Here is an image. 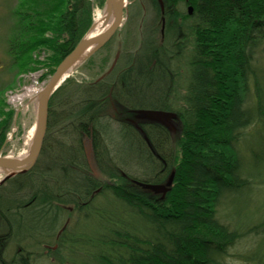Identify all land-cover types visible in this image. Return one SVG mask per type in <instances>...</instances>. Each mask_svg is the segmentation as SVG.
I'll return each mask as SVG.
<instances>
[{"label": "trees", "instance_id": "16d2710c", "mask_svg": "<svg viewBox=\"0 0 264 264\" xmlns=\"http://www.w3.org/2000/svg\"><path fill=\"white\" fill-rule=\"evenodd\" d=\"M145 2L155 19L141 28L126 66L111 70V83L67 89V78L52 94L36 163L0 188V228L20 242L45 243L55 264H264V199H254L264 183V0ZM14 14L11 66L17 74L43 68V82L92 23L89 0H18ZM166 77L182 92L174 105H155L177 115L175 148L162 125L138 121L145 140L129 109L134 92ZM110 110L128 142L118 160L100 164L110 179L103 181L87 168L82 138L96 157L107 154L100 121L114 118ZM13 118L0 93V149ZM141 153L158 170L150 163V177L121 174L118 163ZM171 176L165 193L142 186ZM6 237L0 232V251ZM21 253L6 261L0 252V264H30L38 255Z\"/></svg>", "mask_w": 264, "mask_h": 264}, {"label": "rangeland", "instance_id": "374dc122", "mask_svg": "<svg viewBox=\"0 0 264 264\" xmlns=\"http://www.w3.org/2000/svg\"><path fill=\"white\" fill-rule=\"evenodd\" d=\"M89 1L91 2V20L93 23L96 15L103 13L105 0L103 1L102 6L95 0ZM128 1L126 13H124L122 23L117 31L100 49L88 57V59H86L78 67L70 71L66 79L68 78V80H71L72 82L67 85V89L73 87V85L76 84L83 86L91 82H98L102 80L105 83H107V81L111 83L114 78V74L109 73L112 69L109 72L106 71L111 66L116 50L120 52V56L114 67L118 65V68L126 66L127 60L130 58L128 54H133L138 51L137 49L139 48L140 44L141 31H143V27H147L149 23L155 19V11L148 3L145 2V0ZM17 2L18 0H0V93H2V97L6 102L7 108L14 109L13 122L10 130L7 133L5 143L0 149V155L9 157H20L27 152L31 140L30 131L34 128L35 122L36 94L48 80L47 79L44 82L40 80V76L44 73L43 68L36 71L21 72L17 74L15 67L11 66V58L8 53V41L13 37L16 30V25L18 23L17 17L14 14V10L17 7ZM88 30L86 32H88ZM163 35L164 33L162 31V36ZM37 56L38 60L42 61L45 53H41V55ZM173 64L174 62L169 65L172 67ZM103 73L105 76H107L106 80ZM162 79L163 80H159L160 82H157L155 87L145 85L134 92L136 97L129 108L134 109V114L136 116V120L134 122L138 123L137 121H142V117L137 116L138 113H136V111L138 110H161L157 107V105H155V103H158L160 99L164 100L167 104L174 105L173 97L175 95H179L182 90L176 88L177 92H175L174 88L171 89L172 86H170V82L174 80V77H171V80L167 77ZM179 80L178 83L180 82ZM64 81L65 80H63L61 84ZM109 114L113 115L114 118L109 116H106L105 118L101 117L102 120L100 121L101 126L104 129V139L101 141V145L104 144L107 147V151L109 153L107 152V154L103 155L101 153V156L96 157L92 148L91 139L87 137L82 138L84 154L86 156L85 158L87 159L86 162L88 165L87 168L94 176L96 175L100 178H103V181L106 179V181H110V179L106 178L105 174H102L103 172L101 170L102 168L100 167V164H102L103 160L110 158L118 160L119 158H115L117 157L115 154L119 153L120 148L127 145L126 142H128V139L125 138V131H118L117 129V126L122 123L121 119L115 118L119 116V112L110 110ZM134 118L131 117V119ZM16 122H18V126L16 125ZM171 122L175 129L172 132L169 131L170 137L166 144L168 147L175 148L177 141L176 136L179 132L180 126L177 119H172ZM125 124H127L126 121ZM138 131L142 132L140 127L138 128ZM142 154L143 153L138 154L139 156L137 159H132L129 164L126 163L124 166L121 165V162L120 164L118 163V165H120L119 170L121 174L129 175V177L131 175L137 179L150 177L145 176V173L148 174L149 170H151L150 167L152 166L150 163L152 159L144 157ZM151 164L154 167L153 172L155 173V171L158 170V165L155 162H152ZM3 176L4 174L0 173V180L3 178ZM169 176L170 174L166 173L165 176L161 177V179H164L165 177L167 178ZM166 178L164 180H166ZM163 181L162 184L164 183ZM6 183L7 180L0 183V188H3ZM258 184L259 183L256 185ZM254 199L256 201L264 199V183H260L255 188ZM65 220V216L60 218L56 230H58ZM0 232H3L6 237L9 231L2 227L0 228ZM14 235H16V231L13 232V235L9 234L6 238H1L3 247H1L2 249L0 252L6 261H9L13 255H15L14 260H19L20 256L16 254H18L20 251L23 252L20 254L23 256H26V254L31 251L32 253H38V255H29L30 264H55L53 260L45 255V243L37 244V241L33 242L29 241V239L24 240L25 242H20L18 241L20 238L17 239V236ZM47 241L51 242L52 244V240H49V238L46 240V242ZM229 261L230 264H242L234 258H229Z\"/></svg>", "mask_w": 264, "mask_h": 264}, {"label": "water", "instance_id": "95a60500", "mask_svg": "<svg viewBox=\"0 0 264 264\" xmlns=\"http://www.w3.org/2000/svg\"><path fill=\"white\" fill-rule=\"evenodd\" d=\"M128 0H105L104 3V29L94 36H88L93 28V23L88 32L78 41L73 49L60 61L54 72L50 75L46 83L36 94V112L33 133L27 152L20 157H9L0 155V168L3 170V178L0 183L21 173L29 171L39 156L42 143L45 137L48 119V104L54 91L65 79V75L83 63L88 57L100 49L117 31L122 23L124 13L128 5ZM191 7L188 8V13ZM118 57V52L109 67V72ZM137 116L142 120L161 124L168 131L172 132L175 127L172 125V119L177 116L174 112L164 110H138ZM141 132V131H140ZM175 132V131H174ZM143 134V132H141ZM145 138V136L143 135ZM172 176L163 184H142V186L154 190L156 193H165L171 184Z\"/></svg>", "mask_w": 264, "mask_h": 264}, {"label": "bare ground", "instance_id": "6f19581e", "mask_svg": "<svg viewBox=\"0 0 264 264\" xmlns=\"http://www.w3.org/2000/svg\"><path fill=\"white\" fill-rule=\"evenodd\" d=\"M104 12L103 13H100V14H97L96 15V17H95V19H94V22H93V28H92V30L88 33V36L90 37V36H94V35H96V34H98V33H100L101 31H103V29L105 28L104 27ZM118 52V57H117V60H116V62H115V64L117 63V61H118V58H119V56H120V52L118 51V50H116V52L114 53V56H113V59H112V61L114 60V58H115V55H116V53ZM78 67V66H77ZM69 73L70 72H68L66 75H65V78L69 75ZM175 113V112H174ZM176 114V113H175ZM177 116V115H176ZM134 119H131V122H132V124L134 125V126H136L137 127V129L139 128V125L136 123V122H134L135 120H136V116H135V114L132 116ZM177 119V118H176ZM138 122V121H137ZM135 127V128H136ZM165 128V127H164ZM32 131H33V129H31V131H30V137H31V134H32ZM169 132V131H168ZM30 139V138H29ZM0 173H3V170L0 168ZM45 246H47L46 244H44Z\"/></svg>", "mask_w": 264, "mask_h": 264}, {"label": "flooded vegetation", "instance_id": "af4514ba", "mask_svg": "<svg viewBox=\"0 0 264 264\" xmlns=\"http://www.w3.org/2000/svg\"><path fill=\"white\" fill-rule=\"evenodd\" d=\"M47 251V250H46Z\"/></svg>", "mask_w": 264, "mask_h": 264}]
</instances>
